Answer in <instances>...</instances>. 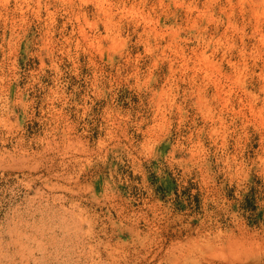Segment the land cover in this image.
Returning <instances> with one entry per match:
<instances>
[{
	"label": "rangeland",
	"instance_id": "1",
	"mask_svg": "<svg viewBox=\"0 0 264 264\" xmlns=\"http://www.w3.org/2000/svg\"><path fill=\"white\" fill-rule=\"evenodd\" d=\"M0 264H264V0H0Z\"/></svg>",
	"mask_w": 264,
	"mask_h": 264
}]
</instances>
